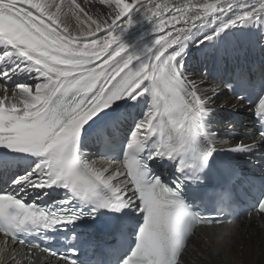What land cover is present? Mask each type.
Here are the masks:
<instances>
[{"label": "snow or ice", "instance_id": "obj_1", "mask_svg": "<svg viewBox=\"0 0 264 264\" xmlns=\"http://www.w3.org/2000/svg\"><path fill=\"white\" fill-rule=\"evenodd\" d=\"M69 14L75 31L62 19ZM137 25L151 36L139 50L123 39ZM248 27L264 28V0H0V149L32 158L9 190L0 189L5 245L26 246L29 264L32 249L63 264H84L79 249L88 242L80 225L131 210L134 239L116 264H189L193 253L199 259L192 264H238L219 260L241 233L231 191L219 187V214L202 212L185 192L206 181L214 153L251 154L264 145V94L253 107L257 136L228 144L214 130L216 116L241 101L221 99L233 91L231 79L218 75L224 36ZM194 34L197 49L212 60L203 73L184 63ZM122 109L137 110L131 123ZM90 132L95 151L85 144ZM149 161L170 163L172 179L156 175ZM57 189L62 197H50L47 190ZM29 190H39L31 202ZM45 196L50 203L37 202ZM254 211L264 220V185ZM197 228L204 239L199 248ZM55 232L65 240L64 252L48 246Z\"/></svg>", "mask_w": 264, "mask_h": 264}, {"label": "bare ground", "instance_id": "obj_2", "mask_svg": "<svg viewBox=\"0 0 264 264\" xmlns=\"http://www.w3.org/2000/svg\"><path fill=\"white\" fill-rule=\"evenodd\" d=\"M56 2L59 3L60 0H56ZM68 2H70V0H65V3H68ZM81 2L82 0H77V3H81ZM175 2L181 3L183 2V0H175ZM62 19L64 21V24H66L69 28L75 31L77 22L71 16V14H69L66 17H63ZM229 30H233L234 38L236 39V42L238 43L239 46H242V44L245 43L249 32H252L257 38L264 37V28H260V27H248V28H243V29H229ZM199 38H200L199 35L194 34L188 44V47L185 49V53H184V56H186L184 60L185 67L189 72H192L194 74L201 73V70L198 71L199 64H197V62L195 61L196 55H199L200 58L204 60V62H206L207 60L212 61L211 57H209L206 60L203 52L197 49L195 41ZM123 39L126 43L132 44L134 48H136V50H139L143 46H146L151 43V36L148 35V28L146 25H137L135 28L131 29L129 33H126ZM224 40H225L226 48H230V49L236 48L237 43H234L233 41L228 42V35L224 36ZM189 50L192 52L190 55L187 54ZM0 87H2V85H0ZM221 99L223 100V99H230V98L227 96V97H221ZM231 104L235 105L237 104V101L231 99ZM239 104L241 103L239 102ZM236 109L241 110V112L244 114L248 113V109L244 106L241 108H236ZM228 124H231V123H227L224 120V116L222 114L219 113L216 116L214 120V130L217 131L218 139L221 141H226L228 144H231L232 141L238 142L239 140L230 139L224 136L225 133L228 130H230L229 128L226 127V125ZM220 126L222 127L219 128ZM232 127L234 126L232 125ZM252 138L254 137L245 138L243 140L248 141ZM225 153L229 155L234 154V153H228V152H225ZM262 224H264V220L262 221ZM246 225L250 227L254 225V223L253 221L247 220ZM252 227H253L251 229L252 233L249 235V237H244L245 232L241 231L240 235L236 237L234 243H232L225 250V252L222 255H220L219 257L220 261H236L238 262V264H264V227L262 229H258L254 226ZM197 235L199 239L196 240L195 238H193V244L194 246L199 248L204 245V239L200 234V229L197 232ZM212 258L216 259L215 252H213ZM198 259L199 257L196 256L195 253H193L191 256H189V264H192L193 260H198Z\"/></svg>", "mask_w": 264, "mask_h": 264}, {"label": "rangeland", "instance_id": "obj_3", "mask_svg": "<svg viewBox=\"0 0 264 264\" xmlns=\"http://www.w3.org/2000/svg\"><path fill=\"white\" fill-rule=\"evenodd\" d=\"M229 107H231V105L229 106ZM241 107H243L241 104H239V106L237 107V108H241ZM246 110V109H245ZM222 126H220L219 128H221ZM234 141H232V143H233Z\"/></svg>", "mask_w": 264, "mask_h": 264}]
</instances>
